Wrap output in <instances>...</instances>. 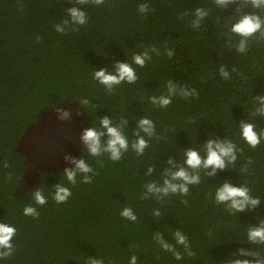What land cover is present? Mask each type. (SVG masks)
Returning <instances> with one entry per match:
<instances>
[{
	"label": "trees",
	"instance_id": "1",
	"mask_svg": "<svg viewBox=\"0 0 264 264\" xmlns=\"http://www.w3.org/2000/svg\"><path fill=\"white\" fill-rule=\"evenodd\" d=\"M144 2L154 9L147 16L136 10ZM110 3L115 6H83L87 26L61 36L53 25L65 17V8L74 6L69 0H0V222L17 229V251L0 264H86L87 257L102 258L104 264H129L132 255L138 264H224L241 258L232 254L252 247L243 243L245 228L256 224L257 217L264 218V146L244 153L254 160L249 186L262 199L253 211L229 216L207 197L213 185L225 180L239 186L243 178L236 170L218 171L193 187L187 207L177 196L162 204L139 196L143 184L158 178L169 158L181 162L180 152L200 148L210 137L238 139L236 125L248 119L250 96L264 95V47H253L246 56L229 52L214 16L199 32L186 27L187 20H180L179 14L207 0ZM236 7L222 10V24L236 14ZM37 37L42 38L39 43ZM165 41L176 55H153L144 68L133 65L139 77L135 84L124 83L107 94L92 80L93 68L131 62L141 45L160 47ZM220 64L237 65L243 75L233 74L225 82L216 74ZM169 78L195 87L199 100L174 99L168 109H154L148 97L159 95ZM81 98L92 102L95 111L91 103L83 109L77 101ZM57 109L70 110V117L59 119ZM97 116H108L113 126L115 119L125 117L130 138L135 120L147 116L156 123L160 139H152L141 157L132 151L117 163L105 157L104 167L98 168L96 159L82 152L80 140L85 128L98 124ZM255 121L264 127V119L258 116ZM66 155H82L97 168L92 184H67L62 173L73 165ZM148 165H155L153 177L145 176ZM58 182L72 191L65 204L52 200V186ZM40 187L48 203L35 205L40 217L34 220L22 210L34 203L29 193ZM126 206L133 209L137 222L119 215ZM155 208L161 216L151 214ZM177 229L188 236L194 257L177 261L152 241L153 232L159 231L174 243L171 233ZM178 250L182 251L179 246Z\"/></svg>",
	"mask_w": 264,
	"mask_h": 264
},
{
	"label": "clouds",
	"instance_id": "2",
	"mask_svg": "<svg viewBox=\"0 0 264 264\" xmlns=\"http://www.w3.org/2000/svg\"><path fill=\"white\" fill-rule=\"evenodd\" d=\"M74 6L65 8V17L61 22L53 25L55 32L61 36H66L74 32H79L82 27L87 26L89 16L83 8L86 5H107L115 6L110 0H69ZM230 5H236L235 15L228 16L226 23H221V12ZM249 7L250 11H244ZM21 8L23 4L21 3ZM137 12L141 16H147L154 11L152 5L148 2L139 3ZM221 27L220 35L224 40V47L229 52H234L238 56H246L253 47H264V0H207V4L193 6L185 9L179 14V19L187 20L186 27L195 32H199L208 19ZM41 37H37L39 43ZM142 51L133 53L131 62L115 61L110 67L100 69L93 68L91 78L102 86L107 94H114L116 89L124 83L135 84L139 77L133 65L144 68L153 59V55H161L172 59L176 55L174 46L169 47L165 41L160 47L155 44L150 46L141 45ZM163 49V52L161 51ZM223 81L230 82L233 74L242 76L237 65L229 68L225 64H220L216 73ZM163 91L159 95L148 97L151 105L159 110L168 109L174 99L191 102L199 100L200 93L189 84L180 83L174 79H166L163 84ZM79 101L84 109L90 102L87 98H81ZM249 109L247 112V121L241 120L234 134L238 139L225 135L223 138L210 137L202 147H190L180 152V161L169 158L163 167V172L157 178L149 179L143 184V192L139 198L141 200H154L157 203H163L166 199L173 196L180 198V203L188 205V199L191 189L198 187L205 178L215 177L218 171L236 170L243 178L242 183L237 186L230 180H225L222 184L214 186V192H209L207 197L213 206L222 207L223 211L229 216H238L240 213L255 210L261 204V197L254 195V190L249 186L248 176L252 174L254 160L251 156H245V149L256 151L264 146V127H259L255 121L256 117L264 119V95L250 96ZM93 107V106H92ZM94 111L95 108L93 107ZM59 119H68L70 110L57 109ZM98 117V124L85 128L80 140L82 142V152L96 159L98 168L104 167V158L106 157L113 163L120 162L125 155L132 151L137 157L145 154L146 149L150 147L152 139H160L157 133L156 123L147 116L135 120L136 128L130 136L125 129L128 126V119L121 117L118 121L108 116ZM65 160L73 167L65 168L63 177L68 185L73 187L78 183L90 185L94 177L99 175L97 168L88 163L82 155L80 157L65 156ZM8 167L7 162L3 165ZM146 177H153L156 170L155 165L146 167ZM79 177V180H78ZM52 200L57 204H65L72 196L71 188L63 182H58L52 186ZM31 201L27 204L22 213L26 217L34 220L39 219L40 211L35 205L43 207L48 203L42 188H38L29 193ZM154 217L161 216L158 208L152 210ZM119 215L128 221L137 222L138 217L131 207H124ZM256 224H248L244 230V242L252 247L248 250L239 248L232 255L234 258L228 259L224 264H264V218L257 217ZM17 235L16 227L0 222V260H7L14 256L17 251L14 238ZM211 235V232H209ZM174 243L165 240L163 233L156 231L152 234V241L161 252L170 253L172 257L181 261L186 257L191 258L196 255L192 250V244L188 236L177 229L171 233ZM179 248L182 249L178 250ZM250 257V259H249ZM157 255L156 259H159ZM86 264H104L102 258L94 259L87 257ZM129 264H138L136 255H132Z\"/></svg>",
	"mask_w": 264,
	"mask_h": 264
}]
</instances>
